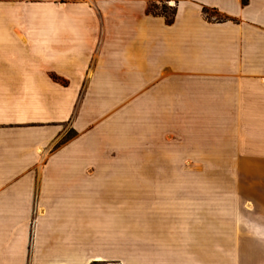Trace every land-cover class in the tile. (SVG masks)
<instances>
[{
    "label": "crops",
    "instance_id": "1",
    "mask_svg": "<svg viewBox=\"0 0 264 264\" xmlns=\"http://www.w3.org/2000/svg\"><path fill=\"white\" fill-rule=\"evenodd\" d=\"M154 1L0 0V264L123 262L158 180L135 167L163 161L194 210L218 180L194 167H240L203 228L264 264V0H164L171 24Z\"/></svg>",
    "mask_w": 264,
    "mask_h": 264
},
{
    "label": "rangeland",
    "instance_id": "2",
    "mask_svg": "<svg viewBox=\"0 0 264 264\" xmlns=\"http://www.w3.org/2000/svg\"><path fill=\"white\" fill-rule=\"evenodd\" d=\"M154 2L157 3L159 11L163 6L167 7V9L174 7L170 3H164V0ZM170 12L171 10L167 11V13ZM212 20L215 19L212 18ZM74 135L75 133L72 130L66 128L61 141L72 138ZM138 145L142 147V149H138L137 151L139 154L138 157H143L146 153V161L150 158L164 160V149L160 154H151L145 151L149 145H143L142 142ZM162 164L163 165H152L151 163L135 167L137 173H143L148 176L153 175L155 177L154 179H158L150 183L153 188L152 204L142 209L137 205L136 226L134 228L121 230L122 241L125 240L127 243L121 246V250L123 251L121 254L126 261L111 262L108 264H164V260H178L185 263L192 262L193 258H196V260H198L197 262H200V264H237L238 260L239 264H261L256 261L255 256H253V258L251 256L252 259L250 260H247L248 256L244 258V256L240 255L236 258V247L223 245V240H221L223 234L221 231L203 228L208 225L211 220L217 221L214 217L213 219L210 218L209 210L222 212L226 209L225 197L230 194L227 190L230 189V185L234 183L230 181L225 182L224 175L229 173L237 174L240 172V167H194L197 172L216 175L218 179L201 182V192L197 195L198 198L196 199L197 201L200 200L201 205L200 207H195L194 210L193 195L187 197L188 193L183 192L184 188H182L184 183L175 181L177 175H179L178 173L182 171L183 167L164 165V161ZM190 169L193 168L190 167ZM164 177H170L172 180L164 181ZM136 193L137 191H132L129 196L122 199L128 201L141 199ZM194 211L197 214L194 213ZM194 214L198 216L195 218H199L195 228H187L185 230L173 229L174 225L178 223L191 225L192 223L188 222H192L191 219H193L192 217ZM125 216L126 219H128L129 216L132 217V214H126ZM123 218L124 214L122 215V225H133L132 223L129 224L130 221ZM166 226L172 228L167 229ZM175 236H179V239L175 238ZM215 237L217 238L216 240ZM189 238H191L190 242L188 240ZM193 238H195V241L192 243ZM254 249L256 250L257 247H254ZM261 249H263V247L258 248V250ZM167 251H169L168 254Z\"/></svg>",
    "mask_w": 264,
    "mask_h": 264
},
{
    "label": "trees",
    "instance_id": "3",
    "mask_svg": "<svg viewBox=\"0 0 264 264\" xmlns=\"http://www.w3.org/2000/svg\"><path fill=\"white\" fill-rule=\"evenodd\" d=\"M164 3H166V1H164ZM158 9L159 7L156 2H150L147 5L146 12L155 16H162L164 17L166 23L171 24L176 14V8L170 7V9H167V7L163 6L160 11ZM168 10H171V12L167 13ZM201 12L204 18L208 21H211L212 18H214L217 22L225 21L227 19L226 17L220 15L215 9L203 7Z\"/></svg>",
    "mask_w": 264,
    "mask_h": 264
}]
</instances>
